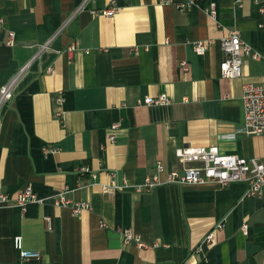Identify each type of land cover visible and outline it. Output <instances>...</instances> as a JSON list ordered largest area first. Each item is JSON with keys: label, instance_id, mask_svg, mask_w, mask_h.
Masks as SVG:
<instances>
[{"label": "crops", "instance_id": "1", "mask_svg": "<svg viewBox=\"0 0 264 264\" xmlns=\"http://www.w3.org/2000/svg\"><path fill=\"white\" fill-rule=\"evenodd\" d=\"M257 1L0 0V86L26 66L0 112V188L14 199L30 184L42 200L0 204V264H264V189L245 196L246 180L144 186L159 163L160 180L181 171L184 146L262 156L264 138L236 129L242 86L264 83V60L244 58L237 78L219 72L230 30L264 54ZM112 5L113 16L101 13ZM208 39L197 54L193 44ZM160 94L171 102H138ZM112 181L129 187L103 191ZM61 196L90 208L74 214L53 203ZM123 228L148 245L125 244ZM15 235L40 256L22 258Z\"/></svg>", "mask_w": 264, "mask_h": 264}, {"label": "built area", "instance_id": "2", "mask_svg": "<svg viewBox=\"0 0 264 264\" xmlns=\"http://www.w3.org/2000/svg\"><path fill=\"white\" fill-rule=\"evenodd\" d=\"M255 1L258 2L257 0ZM186 5L187 4H180L179 7H184ZM205 10L212 17L216 13V7L214 4H211ZM260 11L264 12V8H260ZM116 12L117 8L112 5L102 10L101 13L107 16H113ZM12 36L13 33L9 32L8 42L10 44L12 43ZM210 43L211 39L199 40L195 42L193 44L195 52L197 54H204ZM219 45L223 52V58L219 64V72L220 76L223 78L240 77L242 75L244 58L264 60V54L253 50L249 45H247L242 40L240 32L237 29L230 30L225 36H222L219 39ZM44 47L45 45L41 46V48ZM69 49L71 50V48ZM180 66L184 71L188 70V64L186 61H181ZM25 68L26 66L20 68L18 72H16L0 86V112L2 108L13 98L14 89L21 75L25 71ZM138 102H141L144 105H166L169 104L171 100L165 94H160L158 96H145L141 100H138ZM241 104L243 109V120L238 125L236 131L250 135L257 134L264 138V83H244L242 86ZM116 127L117 124H114L112 129H115ZM228 137H234V133L229 134ZM113 138V134L108 135V139L110 141H112ZM262 144H264V140H262ZM43 150L45 152H50L52 148L44 147ZM176 156L180 164H182L181 171L177 169L170 170L167 172L165 179L160 180L158 173L163 171L164 167L159 163L157 165V173L152 176H148L144 182V186L146 188H150L165 183L202 184L205 182H215L219 185H226L233 181L246 180L248 182V187L245 190V196L259 195L262 193V189H264V149H262V156L260 158H247L234 153L221 152L217 145L209 144L184 146L176 151ZM79 171L84 172L86 171V168L80 167ZM126 187H129V184L126 182L118 184L116 181H112L110 185L103 186V191L120 190ZM139 189L140 188H137L138 191ZM12 200L15 204L20 206L22 210H25L27 204L30 202L42 201L33 192L30 184H27L20 189L14 199H12L7 192L0 188V204L7 203ZM53 203L55 205L69 206L74 214L80 213L83 209L90 208V205L87 202L71 203L70 200L63 196L54 199ZM224 219L225 218H222L214 224L212 230L204 237V241L210 242L214 238L215 230H219L224 227ZM45 222L49 227L50 218L46 217ZM101 226H105V224L101 222ZM241 231L244 234L247 233V223L242 224ZM121 233L125 244L133 241L139 247L148 245L129 228H123ZM12 242L14 249L18 251V254L22 258L40 256L39 252L31 251L24 247L21 235H15Z\"/></svg>", "mask_w": 264, "mask_h": 264}]
</instances>
